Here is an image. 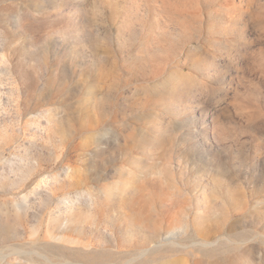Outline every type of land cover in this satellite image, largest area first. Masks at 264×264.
Here are the masks:
<instances>
[{
    "label": "rangeland",
    "instance_id": "rangeland-1",
    "mask_svg": "<svg viewBox=\"0 0 264 264\" xmlns=\"http://www.w3.org/2000/svg\"><path fill=\"white\" fill-rule=\"evenodd\" d=\"M0 264H264V0H0Z\"/></svg>",
    "mask_w": 264,
    "mask_h": 264
},
{
    "label": "bare ground",
    "instance_id": "bare-ground-1",
    "mask_svg": "<svg viewBox=\"0 0 264 264\" xmlns=\"http://www.w3.org/2000/svg\"><path fill=\"white\" fill-rule=\"evenodd\" d=\"M149 251H150V249L147 248V249H144V250L142 251V253H147V252H149Z\"/></svg>",
    "mask_w": 264,
    "mask_h": 264
}]
</instances>
